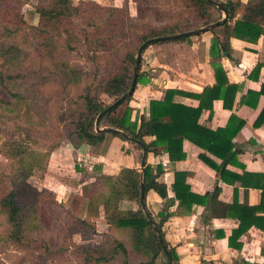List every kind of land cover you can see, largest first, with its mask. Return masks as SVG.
<instances>
[{
    "label": "trees",
    "instance_id": "obj_1",
    "mask_svg": "<svg viewBox=\"0 0 264 264\" xmlns=\"http://www.w3.org/2000/svg\"><path fill=\"white\" fill-rule=\"evenodd\" d=\"M17 1L16 6L10 4L0 12L1 34L4 39L16 33V36L26 37L27 42L33 36L37 40L35 48L38 55L48 62L49 67L40 72H29L28 75L35 80L33 82L38 83L37 86L46 83L53 85L52 94L58 97L60 103H54L55 111L57 110L55 120L63 126L68 140L76 147H81L86 143L104 142L107 133H111L137 143L140 149L144 146L147 152H157L159 147H165L172 162L186 158L183 145L188 140L222 159V163L217 164L206 154L200 155L202 162L220 174L223 180H227L229 174L235 178L234 183L239 181L246 189H260L262 201L257 206L227 205L219 202V186L213 193L199 195L192 192L187 184L186 174L177 173L173 189L180 205L189 209L195 204L206 205L209 206L211 214L217 216L236 214L240 226L229 237V245L235 249L242 247L239 242L241 236L253 226L264 230V216L259 214L264 211V175L254 176L248 172L238 176L227 171L229 163H235L237 157L236 151H233V141L246 122L232 115L228 125L216 131L199 123L204 110L213 112V103L217 99L223 100L224 106L232 109L238 86L228 81L220 60L233 59V37L257 42L264 35V0H249L248 3L240 0H184L189 16L186 24L178 23L175 16L168 14L162 0H133V12L127 0L117 7L103 6L92 1H80L76 4L74 0H38V23L30 27L21 8L22 1L27 0ZM214 3L223 5L228 15L224 23L210 30L214 35L211 56L216 85L206 88L198 95L168 90L164 100L150 101L149 117L143 116L140 123L131 122L129 106L124 117L118 118L115 115L116 110L123 104L128 105L134 96L128 93L133 83L141 46L151 39L197 31L221 21L225 14ZM215 13H218L217 17ZM193 22L197 23L194 27ZM27 29L31 30V34L26 32ZM193 36L195 35L172 41H189ZM172 41L165 40L155 44ZM155 44L148 45L140 56L137 86L148 81L143 72L144 53ZM2 51L6 55L24 52L17 44H3ZM77 51L90 56L88 60L96 64L94 71L88 72L82 66L63 60L62 56ZM260 68L261 65H258L253 72L258 73ZM22 79L23 75L17 68L16 71L0 70V87L7 93L5 97L0 93V110H35L31 108L35 97L16 90V81ZM179 93L198 99L200 105L195 108L176 103L174 97ZM125 95L123 102L114 106ZM262 95L264 85L260 92L250 96L259 101ZM106 98L111 101L108 102ZM107 109L101 126L119 130L132 140L113 132H97V118ZM263 124L264 109L255 125ZM26 134L27 139L31 140L30 137L33 136ZM148 136L155 137L154 142L147 144L145 138ZM51 151L52 149L41 154L21 140L6 143L2 150L12 167L11 175L0 168V214L7 220L4 237L7 245L48 253L53 250L50 242L42 236V232L52 223L44 198L47 190L39 188L31 181L36 173L43 175L47 171ZM248 178H257V181L248 185ZM143 182L145 194L155 190L163 199H168L166 184L152 178L150 167L145 170L144 180L138 170L127 168L116 176H102L85 185L83 195L87 199V217L83 219L73 216L66 223L62 245L58 247V251L74 248L76 257L83 264H135L130 257L131 250L146 257L147 261L139 264H172L161 244L155 229L157 227L172 260L179 264L175 249L165 239L163 224L167 216L160 223L152 218L146 208L145 199L142 200ZM125 199L136 201L139 209L123 210L120 203ZM101 215L105 216L111 229L121 231L122 237L110 238L108 233L97 232L93 219ZM90 234L101 235L103 240L91 243ZM75 235L82 237L80 243L74 242Z\"/></svg>",
    "mask_w": 264,
    "mask_h": 264
},
{
    "label": "crops",
    "instance_id": "obj_2",
    "mask_svg": "<svg viewBox=\"0 0 264 264\" xmlns=\"http://www.w3.org/2000/svg\"><path fill=\"white\" fill-rule=\"evenodd\" d=\"M74 1L76 4L80 1H92L103 6L117 7L122 6L126 0ZM127 1L133 12V0ZM240 1L248 3L249 0ZM213 38V33L207 31L193 36L189 41H172L150 46L144 53V58L147 57L148 60L143 64L147 83L138 84L133 99L128 105H121L115 115L118 118L124 117L129 106L131 122L140 123V118L149 117L150 101L164 100L168 90L198 95L206 88L215 86L217 80L211 56ZM231 48L233 59L223 58L220 62L227 73L228 81L238 86L233 107L228 109L223 100L217 99L213 103V112L204 110L199 123L216 131L225 128L232 115L244 120L245 126L233 141V151H236L237 157L235 163H229L227 171L238 176L248 172L254 176L264 175V124L255 125L264 109V95L259 101L250 96L260 92L264 85V35L257 42L233 37ZM258 65H261L260 71L253 72ZM174 101L195 108L200 105L198 99L180 93L174 97ZM154 140L155 137L152 136L145 138L147 144ZM183 149L186 158L172 162L165 147H159L157 152H145L137 143L111 133H107L104 142L75 146L73 151L66 149L75 161L83 162L82 167L85 170L78 167L74 178L76 180L78 176H82V179L79 177L75 184L62 185V197L68 203L74 202L79 207V217L86 219L87 199L83 195L85 185L102 176H116L127 168L138 170L143 178L146 168L150 167L152 178L166 184L168 199H163L155 190H150L145 194L146 208L157 223L167 216L163 231L166 241L177 253L179 264H264V230L253 226L241 236L239 242L242 247L232 248L229 237L240 226L236 214L229 213L226 217L212 215L209 206L201 204H195L191 209L183 207L176 198L173 186L176 174L185 173L186 182L192 192L205 195L213 193L219 186V202L239 206L259 205L262 191L258 188L246 189L239 181L234 183L235 178L229 174L227 180H223L220 174L202 162L200 155L206 154L217 164H221L222 159L194 143L184 141ZM55 155V152L52 153V165H55ZM143 158L146 160L144 167ZM256 181L257 178L247 179L248 185ZM120 207L123 210L139 209L138 203L132 199H125ZM259 214L264 216V211ZM93 221L99 234L108 233L120 238L121 231L111 229L104 215ZM130 257L135 264L147 261L144 255L133 250Z\"/></svg>",
    "mask_w": 264,
    "mask_h": 264
},
{
    "label": "rangeland",
    "instance_id": "obj_3",
    "mask_svg": "<svg viewBox=\"0 0 264 264\" xmlns=\"http://www.w3.org/2000/svg\"><path fill=\"white\" fill-rule=\"evenodd\" d=\"M16 1L0 0V3H2L0 4V12L10 4L16 6ZM162 1L168 14L175 16L178 23L186 24L189 16L186 13L187 9L184 0ZM37 4L38 0L22 1V12L29 27L36 26L38 23ZM215 16L217 17L218 13H215ZM149 24H152V22L149 21ZM193 24L192 27L197 23L193 22ZM26 32L31 34L30 29H27ZM3 36L0 27V70L8 71L11 69L16 71V68L19 70L23 75V79L16 81V90L35 97L33 102H31V108L35 110L33 112L28 108H19L14 111L0 110V168L11 175V162L2 154V150L5 148L6 143L16 142V140L24 141V143L29 144L32 149L41 154H46L52 149L50 160H52V153L55 152L56 155L53 157L55 165H52L49 161L48 169L43 175L36 173L31 178L32 183L41 189L47 190L44 198L48 204L52 223L46 231L42 232V236L50 242L53 250L48 253L38 249L18 248L7 245L4 241L7 231V220L4 215L0 214V264H83L76 257L74 248L70 247L64 251H58V247L62 245L63 241L64 226L73 216L79 217V207L74 202L68 203L64 200L61 188L65 183L75 184L78 182L77 179L79 177L82 179V176H78L76 181L74 172L78 170V167L81 170L84 169V167L79 165V163L83 165V162L81 160L75 161L66 151V149L73 151L76 145L68 140L63 126L55 120L57 110L55 111L54 103L57 102L58 105L60 103L58 97L52 94L53 85L46 83L43 86H37L38 83L33 82L35 80L28 75L29 72H40L42 69H48L49 64L38 55V51L35 48L37 40L34 36L32 40L30 38L29 42H27L26 37L16 36V33L7 39H4ZM3 44L7 46L17 44L24 52L23 54L13 52L14 54L6 55L2 51ZM62 57L65 61L82 66L88 72L96 69V64L88 60L90 56H85L82 52L77 51ZM147 60V57L143 59L144 65ZM0 93L3 97L7 96L2 87H0ZM106 100L108 102L111 101L108 98ZM101 128L105 127L101 126ZM26 133H30L33 136L30 137L31 140L27 139ZM68 158L70 159L68 160ZM108 236L115 238L113 234H108ZM119 237L122 236L119 235ZM90 238L91 243L94 244L103 240L101 235L90 234ZM73 240L77 243L82 241V237L75 235Z\"/></svg>",
    "mask_w": 264,
    "mask_h": 264
},
{
    "label": "water",
    "instance_id": "obj_4",
    "mask_svg": "<svg viewBox=\"0 0 264 264\" xmlns=\"http://www.w3.org/2000/svg\"><path fill=\"white\" fill-rule=\"evenodd\" d=\"M220 10H222L225 14V17L215 23V24H212L211 26L209 27H206V28H202V29H199L197 31H193V32H189V33H183V34H178V35H174V36H167V37H160V38H157V39H151V40H148L145 44H143L138 52V61H137V64H136V67H135V73H134V79H133V83H132V86H131V89L129 91V95H133L135 93V90H136V87H137V82H138V76H139V68H140V56L142 54V52L144 51V49L148 46V45H151V44H155V43H158L160 41H172V40H177V39H180L181 37H184V36H190V35H199V34H202V33H205L207 31H210L211 29H213L214 27L218 26V25H221L222 23H224L227 18H228V15H227V11L225 9V7L221 4H218V3H214ZM126 98V95L123 96L120 100H118L117 102H115L114 106H118L119 104H121V102H123V100ZM110 109V108H109ZM108 109L105 110L104 112H102L98 118H97V121H96V130L98 133L100 132H113V133H117L119 134L120 136H123L129 140H132L131 137H129L128 135H126L125 133L119 131V130H116L114 128H110V127H105V128H101V120L102 118L105 116V114L107 113ZM143 149L144 151L146 152V148L143 146ZM145 158H143V161H142V167L145 166ZM143 180H144V175H143ZM142 200L145 199V184L143 182L142 184ZM151 223H153V221L150 219ZM159 237H160V241H161V244L165 250V253L168 255V257L170 258V261L172 264H175L174 261L172 260L171 256H170V253L168 251V249L166 248L165 244H164V239L160 233V231L158 230L157 227H155Z\"/></svg>",
    "mask_w": 264,
    "mask_h": 264
},
{
    "label": "built area",
    "instance_id": "obj_5",
    "mask_svg": "<svg viewBox=\"0 0 264 264\" xmlns=\"http://www.w3.org/2000/svg\"><path fill=\"white\" fill-rule=\"evenodd\" d=\"M79 165H80V166H82V164H81V163H79Z\"/></svg>",
    "mask_w": 264,
    "mask_h": 264
}]
</instances>
